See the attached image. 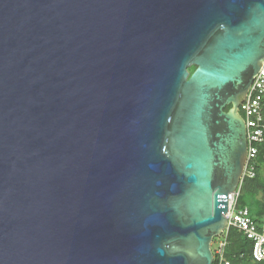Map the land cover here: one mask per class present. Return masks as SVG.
Masks as SVG:
<instances>
[{
    "label": "water",
    "instance_id": "95a60500",
    "mask_svg": "<svg viewBox=\"0 0 264 264\" xmlns=\"http://www.w3.org/2000/svg\"><path fill=\"white\" fill-rule=\"evenodd\" d=\"M263 65L264 0H0V264H214Z\"/></svg>",
    "mask_w": 264,
    "mask_h": 264
},
{
    "label": "built area",
    "instance_id": "2783aa9c",
    "mask_svg": "<svg viewBox=\"0 0 264 264\" xmlns=\"http://www.w3.org/2000/svg\"><path fill=\"white\" fill-rule=\"evenodd\" d=\"M241 112L248 130L249 157L240 187L236 192L229 194V211L226 214L229 221L228 226L220 236L224 239L220 243L219 250L214 253L218 264H233L226 254L229 245L228 236L232 227L237 228L248 239L255 242L253 249L254 260L256 262L264 261V224L261 226L251 217L248 208H238V201L245 177H253L255 175V166L251 167V163L258 158L261 152H264V65L241 105Z\"/></svg>",
    "mask_w": 264,
    "mask_h": 264
},
{
    "label": "trees",
    "instance_id": "16d2710c",
    "mask_svg": "<svg viewBox=\"0 0 264 264\" xmlns=\"http://www.w3.org/2000/svg\"><path fill=\"white\" fill-rule=\"evenodd\" d=\"M197 66H192L194 73ZM229 107L227 110H230ZM255 166V175L246 176L241 189L238 201V208H248L253 217L261 226L264 224V152H261L256 160L251 163ZM229 245L227 247V258L233 264H264L256 262L253 257L255 242L248 239L243 232L232 227L228 236ZM214 264H218L215 260Z\"/></svg>",
    "mask_w": 264,
    "mask_h": 264
},
{
    "label": "rangeland",
    "instance_id": "374dc122",
    "mask_svg": "<svg viewBox=\"0 0 264 264\" xmlns=\"http://www.w3.org/2000/svg\"><path fill=\"white\" fill-rule=\"evenodd\" d=\"M224 238L223 237H216L215 238V242H213V245H212V249H213V252H217L220 248V243L222 242Z\"/></svg>",
    "mask_w": 264,
    "mask_h": 264
},
{
    "label": "clouds",
    "instance_id": "9594fccd",
    "mask_svg": "<svg viewBox=\"0 0 264 264\" xmlns=\"http://www.w3.org/2000/svg\"><path fill=\"white\" fill-rule=\"evenodd\" d=\"M242 183V182H241ZM241 185V184H240ZM240 187V186H239ZM225 216H226V214H225Z\"/></svg>",
    "mask_w": 264,
    "mask_h": 264
}]
</instances>
